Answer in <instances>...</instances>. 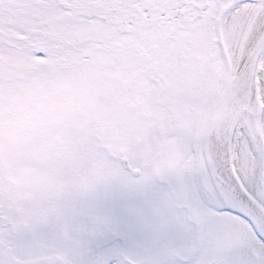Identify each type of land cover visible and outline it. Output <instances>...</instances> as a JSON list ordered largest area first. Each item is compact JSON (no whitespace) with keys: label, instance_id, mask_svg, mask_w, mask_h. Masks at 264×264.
I'll list each match as a JSON object with an SVG mask.
<instances>
[{"label":"snow or ice","instance_id":"1","mask_svg":"<svg viewBox=\"0 0 264 264\" xmlns=\"http://www.w3.org/2000/svg\"><path fill=\"white\" fill-rule=\"evenodd\" d=\"M0 264H264V0H0Z\"/></svg>","mask_w":264,"mask_h":264}]
</instances>
